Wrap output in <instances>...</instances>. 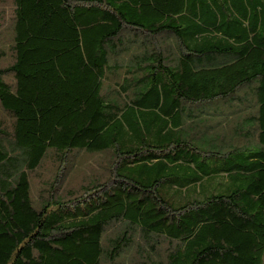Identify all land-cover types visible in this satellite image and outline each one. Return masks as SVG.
Returning <instances> with one entry per match:
<instances>
[{
  "label": "trees",
  "instance_id": "obj_1",
  "mask_svg": "<svg viewBox=\"0 0 264 264\" xmlns=\"http://www.w3.org/2000/svg\"><path fill=\"white\" fill-rule=\"evenodd\" d=\"M6 1L0 264H263L264 0Z\"/></svg>",
  "mask_w": 264,
  "mask_h": 264
},
{
  "label": "rangeland",
  "instance_id": "obj_2",
  "mask_svg": "<svg viewBox=\"0 0 264 264\" xmlns=\"http://www.w3.org/2000/svg\"><path fill=\"white\" fill-rule=\"evenodd\" d=\"M11 11H12V5L9 1H6L2 4H0V13H4V22H1L2 24H4L2 26L3 29H0V34L5 35L7 34V27L10 24V20H11ZM7 36V35H5ZM264 264V262H263Z\"/></svg>",
  "mask_w": 264,
  "mask_h": 264
}]
</instances>
